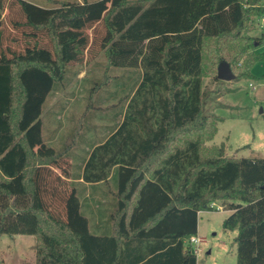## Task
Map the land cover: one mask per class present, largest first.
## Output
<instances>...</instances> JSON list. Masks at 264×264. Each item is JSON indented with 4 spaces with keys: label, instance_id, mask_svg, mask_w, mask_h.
I'll return each instance as SVG.
<instances>
[{
    "label": "trees",
    "instance_id": "1",
    "mask_svg": "<svg viewBox=\"0 0 264 264\" xmlns=\"http://www.w3.org/2000/svg\"><path fill=\"white\" fill-rule=\"evenodd\" d=\"M16 1L22 20L12 23L30 27L28 37L44 33L48 45L0 50V237L33 234L35 264H196L188 238L197 212L219 202L229 211L222 227L236 232L235 264H264V157H227L216 147L203 153L217 121L204 111L201 88L204 65H233L251 50L242 78L264 59L256 51L264 31L244 35L264 13L261 0H67L46 8ZM100 21L108 66L139 78L121 97L118 121L75 166L74 131L69 142L47 143L56 129L44 139L38 113L65 87L69 64L87 44L83 29ZM52 168L89 183L106 182L116 168L108 224L90 231L75 188L63 209L54 205Z\"/></svg>",
    "mask_w": 264,
    "mask_h": 264
},
{
    "label": "rangeland",
    "instance_id": "2",
    "mask_svg": "<svg viewBox=\"0 0 264 264\" xmlns=\"http://www.w3.org/2000/svg\"><path fill=\"white\" fill-rule=\"evenodd\" d=\"M27 1L35 2L38 8H46L67 0ZM15 20H22L19 4L16 0H7L0 25V50L7 53L9 49L19 50L26 41L48 45L44 33H39L36 39L28 37L23 31L31 28L16 26L12 23ZM260 29L255 22L252 30L244 35H257L262 31ZM103 33L102 21L83 29L87 44L82 53L79 51V60L69 64L65 87L50 92L44 109L38 113L43 123L44 139L52 129H56L54 140H48L47 143L57 144L59 139L69 142L74 131L75 144L71 153L76 156V160H72L75 166L82 161L81 158H86L91 146L105 138L112 125L118 121L119 113L122 114L125 108L121 97L139 78L133 69L108 66L104 50L100 47ZM256 51L263 52L264 44L257 45ZM249 52L251 50L237 58L240 64H230L235 74L231 80L218 79L215 69H208L206 65L203 67L201 88L205 95L204 111L213 115L217 121L214 138L204 142L203 153L216 147L227 157H264V59L252 64L249 71L251 77L237 78L238 70L244 65L245 54ZM75 166L71 167V171L77 173L79 169ZM49 172H46L48 179H52L53 185L59 190L53 196L54 205L63 209L64 196L71 186L54 179L58 169L53 168ZM114 173L112 180H107L98 188L90 185L87 190L81 189L82 182H73L77 183L81 211L89 220L91 232H98L96 223L102 227L109 222V212L116 202L117 175L116 171ZM62 190L65 191L63 194L60 193ZM217 205L219 202L214 207ZM215 208L202 209L197 213V235L202 240L198 243L196 264H235V231L222 227V221L229 211ZM35 244L33 234L1 235L0 264H35Z\"/></svg>",
    "mask_w": 264,
    "mask_h": 264
},
{
    "label": "crops",
    "instance_id": "3",
    "mask_svg": "<svg viewBox=\"0 0 264 264\" xmlns=\"http://www.w3.org/2000/svg\"><path fill=\"white\" fill-rule=\"evenodd\" d=\"M30 2H32V1H30ZM32 3H34L35 5H37L35 2H32ZM121 118H122V116H121ZM120 118V119H121ZM104 139V138H103ZM102 139V140H103ZM101 140V141H102ZM72 165H74V163H72V160H70L69 161ZM79 164H81V162L79 163ZM78 164V165H79ZM72 167V166H71ZM53 169V168H52ZM57 169V168H56ZM115 169L116 168H114V169H112V172H111V175L109 176V178H108V180H112V176H114L115 175V173H114V171H115ZM59 170V169H58ZM81 171V170H80ZM113 173H114V175H113ZM57 174H59L60 175V177H61V179H62V181L63 182H65V183H67V184H69L71 187H69V190L70 189H72V188H75V190H76V192H77V194H78V190L76 189V185H77V183H75V184H73V182H82L83 183V185H82V188L81 189H83V188H85L86 190L88 189V186H90V185H95L96 187L97 186H101V184H103V183H105V182H96V183H89V182H85L82 178H81V175H74V174H72V173H70V174H60V171L59 172H57ZM98 188V187H97ZM80 189V188H79ZM68 190V191H69ZM116 190V189H115ZM115 190H114V192H115ZM68 191H66V192H68ZM101 196V195H100ZM220 210H222V209H220ZM199 212V211H198ZM197 212V213H198ZM235 234H236V232H235ZM196 235H197V230H196ZM235 236V235H234ZM202 238V237H201Z\"/></svg>",
    "mask_w": 264,
    "mask_h": 264
},
{
    "label": "built area",
    "instance_id": "4",
    "mask_svg": "<svg viewBox=\"0 0 264 264\" xmlns=\"http://www.w3.org/2000/svg\"><path fill=\"white\" fill-rule=\"evenodd\" d=\"M259 6H261V8H263L264 10V0H261ZM256 24L261 28L260 30L264 31V13L261 14L260 16H258L255 20ZM251 86V83H250ZM212 206L215 205V203L211 204ZM217 209H221L222 207L220 205L216 206ZM202 240L201 237H199L198 235L194 234L191 235L188 238L189 243L192 245V251L197 254L199 252V247H198V243ZM193 245H196V247H194Z\"/></svg>",
    "mask_w": 264,
    "mask_h": 264
},
{
    "label": "water",
    "instance_id": "5",
    "mask_svg": "<svg viewBox=\"0 0 264 264\" xmlns=\"http://www.w3.org/2000/svg\"><path fill=\"white\" fill-rule=\"evenodd\" d=\"M216 77L221 80H231L235 77L229 62L225 59H221L216 68Z\"/></svg>",
    "mask_w": 264,
    "mask_h": 264
}]
</instances>
